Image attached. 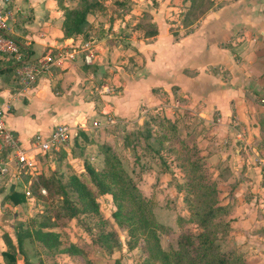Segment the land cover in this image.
Segmentation results:
<instances>
[{"label": "crops", "instance_id": "crops-1", "mask_svg": "<svg viewBox=\"0 0 264 264\" xmlns=\"http://www.w3.org/2000/svg\"><path fill=\"white\" fill-rule=\"evenodd\" d=\"M101 1L102 7L88 12L85 33L64 36L59 0H0L13 12L9 32L32 57L60 47L76 51L74 59L51 66L27 86L18 83L12 57L0 54V106L7 129L37 152L31 142L35 133L46 136L58 123L71 125L68 146L58 154L36 156L41 173L58 169L60 175L80 174L85 161L102 166V143L125 151V133L142 124L141 108L148 107L149 115L164 117L173 126L170 134L150 124L156 137L165 133L166 151L174 154L178 139L189 137L195 144L218 179L219 197L232 205L224 216L229 218L232 245L250 264H264V0H214L186 26L180 21L183 0ZM77 3L62 0L66 6ZM143 10L151 12L155 32L137 26ZM88 51L93 53L89 63L84 60ZM105 113L117 123L95 128L94 119ZM234 115L245 127L247 149L230 124ZM169 137H177L174 144ZM169 164L177 175L174 163ZM140 173L136 183L156 207L159 198L145 192L156 172L149 170L146 181ZM29 177L16 172L12 163L0 175V264H11L3 256L5 237L17 246V225H29L35 216L31 205L38 198L24 192ZM227 191L229 198L224 197ZM11 192L24 193V200L13 201ZM101 196L112 208L111 195ZM33 240H23L22 254L27 256L26 243ZM13 264L23 263L17 259Z\"/></svg>", "mask_w": 264, "mask_h": 264}, {"label": "trees", "instance_id": "trees-1", "mask_svg": "<svg viewBox=\"0 0 264 264\" xmlns=\"http://www.w3.org/2000/svg\"><path fill=\"white\" fill-rule=\"evenodd\" d=\"M183 1L186 7L181 13L180 21L185 26L193 24L214 5V0ZM59 2L64 15L62 21L64 36L85 33L90 27L87 19L88 12L103 6L101 0H78L75 6L63 5L62 0ZM151 16L150 11H142L137 26L144 32L157 30V25L151 20ZM152 122L161 125L171 134L173 126L170 125L169 120L161 116L149 115L144 118L140 126L126 133L124 147L135 153L137 146L145 141L146 147L159 152L155 147V141L159 139L162 143L166 137L164 132L159 133L160 137L154 135L150 125ZM188 138L178 139L181 149L185 151L178 155L175 154V159L186 176L185 178L189 180L184 188L188 187L194 191L196 187V192L190 193V198L185 197V202L189 204L192 212L191 217L185 220H194L201 228L200 231L181 232L176 245L169 244L168 247H163L160 234L170 231L171 225L156 218L153 201L144 196L124 166L117 150L107 142L100 145L103 164L99 168L85 161V169L80 174H70L67 182L63 181L56 171H51L49 174L39 173L36 178L32 179L30 184L32 194L38 199L45 200L48 196L54 201L50 209L51 215L45 218L35 215L31 220L32 223L26 226L22 222L19 223L17 225L18 245L15 246L6 236L8 249L3 252L4 258L11 264L15 263L17 252L21 254L23 252V240L31 237L55 253L81 256L83 258L81 264H96L95 258L90 256L89 251L91 250L77 240L64 242L60 238V232L52 228L63 226L79 214L99 212L97 198L109 193L115 206L111 211V216L116 227L113 226L109 230L99 232L98 246L111 247L118 239L117 227H120L126 233L125 243L129 250L134 249L139 242H143V261L146 264L155 262L159 264H250L243 255L236 251L235 247L225 250L217 240L219 229L226 232L230 228L228 221L220 220L221 216L229 213L232 205L229 201L224 203L219 197L221 190L218 186V179L207 172L198 153L189 152ZM220 173L222 177L227 175L226 170ZM39 185L45 187L48 195L38 191ZM178 188L182 187L178 186ZM228 192L230 191H227L224 197L229 198L230 193ZM10 198L15 202L22 201L24 193L11 192ZM217 217L220 219L214 221ZM91 248L93 249L92 245ZM115 264H124V262L116 259Z\"/></svg>", "mask_w": 264, "mask_h": 264}, {"label": "rangeland", "instance_id": "rangeland-1", "mask_svg": "<svg viewBox=\"0 0 264 264\" xmlns=\"http://www.w3.org/2000/svg\"><path fill=\"white\" fill-rule=\"evenodd\" d=\"M116 1L117 0H114L115 4ZM185 7L186 6L182 8L185 9ZM148 116L149 113L143 115L144 118H147ZM173 138L174 137H169L171 143L174 144L175 142ZM158 141H155V147L158 148L159 152H155L152 148L146 147L145 141H142L137 146L135 153L127 149L123 151V148H121V150L117 149V151L119 152L123 164L126 169H128V171L132 169V167L135 165V162L139 164L137 165L138 167H136V172L131 174L135 181H137L138 176H141L140 172L145 173V176L143 178L146 181V179L148 178L147 172H149V170L151 169L155 170L156 173L152 176L154 180H152L150 190H145V192H148L149 194L151 192L152 195L159 198L156 207H153L156 218L163 223H166L168 225L171 224L172 229L170 231L160 234L161 244L166 248L169 246V244H172L173 246L176 245V240L181 232L196 233L200 231L201 228L197 226L194 220H185L188 217H191L192 213L189 208V204L187 205L185 202V197L189 196L190 198V193L196 192V187L194 188V191H191V188L188 187L184 188V185L189 180L185 178L186 176H184L182 169L177 163L178 161L175 159V154L178 155L179 153H184L185 150L181 149V146H179L173 154V152L171 153V149L170 152L166 151L161 141L159 139ZM189 145V152L191 154L198 153L196 146H194L195 144H192L191 141H189ZM169 154L170 156L174 155L172 159H170L171 157L169 156ZM169 161H171L172 164L174 163L173 165L176 168L175 171L177 172V175L173 174L172 172L174 170L169 168ZM204 167L210 174L211 168L209 169L208 165H204ZM57 170L58 169L54 171L57 172ZM158 171H161L159 172L161 174H159ZM69 175L70 174L68 173H61L62 180L67 182L69 180ZM178 186L182 187L183 189H179ZM44 195L48 194L46 193ZM144 196L152 200L148 195L144 194ZM98 198L100 199V201L98 200ZM98 198L97 200L99 202V212L82 213L74 219L66 222L63 226L53 227L55 230L60 232V238L64 242L77 240L81 245L86 246L89 250H91L89 251L90 256L92 258H95L96 264H115L116 259L122 260L124 264H146L143 261V242H139V244L134 249L129 250L125 243L126 233L124 229L120 227H117L118 239L111 247L108 245L101 247L98 246L97 241L99 240V232L102 230H109L113 228V226H115L113 217L111 216V211L115 208L114 204L112 203V208H110L111 206H109L108 204L109 200H106V198H102V196H99ZM53 203L54 201L48 196L45 200H35L34 204L31 205L33 215L42 218L50 216V209ZM224 216H221L222 218L220 221L229 222V218L225 219ZM28 218L29 216L27 217V219ZM219 219L220 218L217 217L214 221H218ZM229 230L230 229L225 232V230L219 229L217 231V240L225 250L236 246L235 244L234 246L232 245L233 243H231L232 238L229 234ZM91 245L93 249L91 248ZM236 251L241 255H244L240 250L237 249ZM26 254L27 256L24 253L19 254L15 262H17V259L23 264H81L83 262V258L78 255H56L54 251L44 248L35 240L26 243ZM153 264L159 263L155 262Z\"/></svg>", "mask_w": 264, "mask_h": 264}, {"label": "built area", "instance_id": "built-area-1", "mask_svg": "<svg viewBox=\"0 0 264 264\" xmlns=\"http://www.w3.org/2000/svg\"><path fill=\"white\" fill-rule=\"evenodd\" d=\"M13 18V12L7 6L0 5V54H7L12 57L14 62V72L18 79V83L22 86H27L33 83L38 75L50 69L53 65H61L65 58L74 59L75 49L68 50L64 47L57 48L56 50H48L37 57H32L28 51L22 50L18 41L9 32V22ZM93 53L88 51L84 53V60L91 62ZM106 91L108 88L105 89ZM175 107L179 102L175 100ZM171 108L173 106H170ZM161 109V108H160ZM150 109L146 106L141 108V114L149 113ZM159 112V111H158ZM5 111L0 106V175L7 173L12 163L16 172L28 174L29 183L33 178L41 173L40 164L36 154H54L69 145L71 139L72 128L67 123H58L54 129L46 136L41 133H35L31 142L33 147L37 148V152H33L31 148L24 147L6 127L4 121ZM116 119L110 113H105L104 117L94 119L93 126L101 128L105 126L115 125ZM230 124L235 128L237 139L243 142V148H248L247 137L245 135V127L240 126V119L234 115ZM256 160H261L257 158ZM38 191L46 194L44 186L39 185ZM26 196L33 197L31 188H25Z\"/></svg>", "mask_w": 264, "mask_h": 264}]
</instances>
